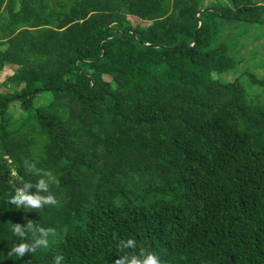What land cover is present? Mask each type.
I'll use <instances>...</instances> for the list:
<instances>
[{"label":"trees","instance_id":"16d2710c","mask_svg":"<svg viewBox=\"0 0 264 264\" xmlns=\"http://www.w3.org/2000/svg\"><path fill=\"white\" fill-rule=\"evenodd\" d=\"M6 64L24 80L0 91V264H114L127 239L161 264H264V0H0ZM25 159L57 206L9 202L40 178ZM29 219L57 235L9 256Z\"/></svg>","mask_w":264,"mask_h":264},{"label":"clouds","instance_id":"9594fccd","mask_svg":"<svg viewBox=\"0 0 264 264\" xmlns=\"http://www.w3.org/2000/svg\"><path fill=\"white\" fill-rule=\"evenodd\" d=\"M25 171L40 177L35 184L24 182L21 186L14 188V195L10 198V203L17 208H23L24 211L41 210L47 206H57L58 201L50 191V186H59V180L51 171H45L36 166L35 163L25 159ZM33 189H35L33 191ZM43 193H46L43 194ZM11 231L17 238L18 243L10 246L9 256H16L21 259L25 255L34 253L38 248H47L49 246V237L57 235L55 228H45L37 226L33 220H27L25 224L12 223ZM31 239V243L25 242ZM119 250L123 253L114 264H161V260L154 252L141 249L139 254H129L127 250L136 248L134 239L120 240ZM64 257L57 255L53 257L52 264H62ZM26 264L29 262L26 261Z\"/></svg>","mask_w":264,"mask_h":264},{"label":"rangeland","instance_id":"374dc122","mask_svg":"<svg viewBox=\"0 0 264 264\" xmlns=\"http://www.w3.org/2000/svg\"><path fill=\"white\" fill-rule=\"evenodd\" d=\"M134 20V19H133ZM147 24V23H145ZM244 41H251L250 38L244 39ZM259 41L256 43L258 45ZM254 44L248 43L247 47L250 48ZM16 66L6 64L3 69L0 71V91L7 92L13 91V89H18L24 80V77L16 73ZM215 75V74H214ZM30 107L26 103H20L14 109V112L24 118L27 112H29ZM253 115L246 112H239L237 110L230 111L227 114V124L230 129H236L238 127L239 119H243L245 123L250 124L253 119ZM249 127V125H248ZM250 128V127H249ZM262 141L264 142V134L262 135Z\"/></svg>","mask_w":264,"mask_h":264},{"label":"water","instance_id":"95a60500","mask_svg":"<svg viewBox=\"0 0 264 264\" xmlns=\"http://www.w3.org/2000/svg\"><path fill=\"white\" fill-rule=\"evenodd\" d=\"M195 39H196V37H195Z\"/></svg>","mask_w":264,"mask_h":264}]
</instances>
